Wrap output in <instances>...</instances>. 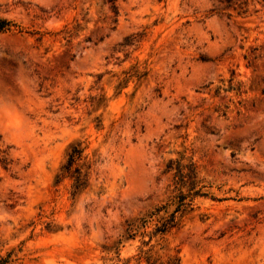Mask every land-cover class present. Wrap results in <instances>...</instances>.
Masks as SVG:
<instances>
[{
  "label": "rangeland",
  "instance_id": "obj_1",
  "mask_svg": "<svg viewBox=\"0 0 264 264\" xmlns=\"http://www.w3.org/2000/svg\"><path fill=\"white\" fill-rule=\"evenodd\" d=\"M2 21L0 264H264V0H0Z\"/></svg>",
  "mask_w": 264,
  "mask_h": 264
},
{
  "label": "trees",
  "instance_id": "obj_2",
  "mask_svg": "<svg viewBox=\"0 0 264 264\" xmlns=\"http://www.w3.org/2000/svg\"><path fill=\"white\" fill-rule=\"evenodd\" d=\"M114 11H117L116 7H112ZM11 27V23L7 22V21H2L0 23V31H5V30H9ZM82 156H83V150L80 149L79 145H74L71 148V152L69 153V160H68V164L65 166V170L66 173L72 177L75 181L74 183V188H75V193H77V191H79V189H81L83 186H85V184L87 183V175H83V171H82V167H76L74 172H72V169L74 167V165L82 160ZM177 177H179L181 180L184 179L185 175L183 174L182 171V166L179 165L178 171H177ZM185 199H187L186 197H184L181 202H182V206H185ZM165 208V207H164ZM161 211V209H158L157 212ZM174 222L173 219L167 220L165 223H163V225L161 227H159L158 229V233H165L167 232L168 226ZM132 227L135 224H130Z\"/></svg>",
  "mask_w": 264,
  "mask_h": 264
}]
</instances>
